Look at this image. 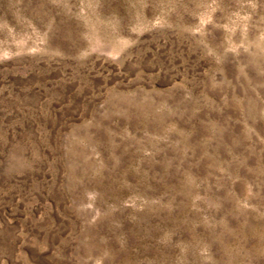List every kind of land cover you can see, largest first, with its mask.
I'll list each match as a JSON object with an SVG mask.
<instances>
[{"label": "rangeland", "instance_id": "obj_1", "mask_svg": "<svg viewBox=\"0 0 264 264\" xmlns=\"http://www.w3.org/2000/svg\"><path fill=\"white\" fill-rule=\"evenodd\" d=\"M0 264H264V0H0Z\"/></svg>", "mask_w": 264, "mask_h": 264}]
</instances>
